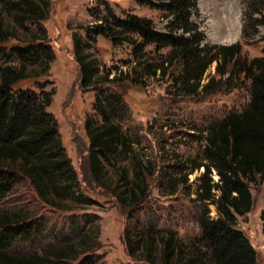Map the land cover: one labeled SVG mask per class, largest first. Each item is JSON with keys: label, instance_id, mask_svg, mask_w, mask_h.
<instances>
[{"label": "rangeland", "instance_id": "374dc122", "mask_svg": "<svg viewBox=\"0 0 264 264\" xmlns=\"http://www.w3.org/2000/svg\"><path fill=\"white\" fill-rule=\"evenodd\" d=\"M250 1L198 0L192 21L203 38L201 46L212 48L240 43L244 59L264 57V24L253 27L254 21L249 19ZM131 15L151 21L155 31L161 34L171 33L172 18H166V12L135 0H50L47 19L35 25H19L13 13L5 14L7 27L15 37L11 45L41 37L39 42L47 51L50 68L45 73L43 67L33 65L42 76L19 85L37 92L41 87L56 90L48 111L59 123L63 146L81 184L77 192L80 201H65L61 207H54L38 197L29 180L17 178L11 191L0 198V211L27 213L40 225L31 235L18 237L10 252L44 256L46 251L75 244L78 254L64 264H149L141 251L137 257L129 255L127 233L173 234L185 246L200 239L198 220L206 204L197 200V191L204 169H192L202 161L207 128L216 125L229 112L240 113L247 107L251 100L250 82L235 80L236 86L231 88L225 83L230 73L221 77L217 72L218 63L214 62L208 67L202 85L215 78L222 81L221 86L208 94L202 87L190 93L182 82V59L165 66L168 67L166 75L160 71L153 74L165 64L171 47L154 44L136 47L129 42L115 43L112 38L97 34L95 42L87 38V29L96 27L105 17L128 19ZM255 17L262 19L258 14ZM173 35L180 36L181 32ZM131 37L138 44L143 42L137 34ZM75 38L88 44L84 53L99 69L90 86L82 83ZM108 69L111 70L109 81L115 77H125V80L99 82ZM231 69L232 65L227 67L228 72ZM98 94L110 102L112 95L120 97L123 103L116 106L118 121L135 141L132 155H119L105 163L104 181L109 189L94 181L88 160L90 140L85 122L89 118L100 121L94 110ZM137 159L145 171L136 165ZM137 170L143 171L147 197L131 208L123 205L113 190L117 193L126 190L123 175L133 186ZM251 192L254 207L247 215L237 217L238 228L258 252L259 264H264L261 218L264 184L251 186ZM208 207L211 215L217 217L216 207ZM85 234L88 235L87 249L80 243Z\"/></svg>", "mask_w": 264, "mask_h": 264}, {"label": "trees", "instance_id": "16d2710c", "mask_svg": "<svg viewBox=\"0 0 264 264\" xmlns=\"http://www.w3.org/2000/svg\"><path fill=\"white\" fill-rule=\"evenodd\" d=\"M135 1L166 12V18H172L169 24L171 33L161 34L155 31L151 21L135 15L128 19L113 16L112 20L105 17L96 27L87 29L89 41L95 42L97 34L108 36L115 43L129 42L136 47L150 44L171 47V55L153 74L160 71L166 75L168 67L165 66L182 59V82L190 93L202 87L203 92L208 94L221 86L222 81L215 78L202 85L208 67L217 62V72L221 77L230 73L225 83H229L231 88L236 86L235 80L250 82L251 100L242 112L231 111L206 130L202 161L192 169H204L197 191V200L206 204L198 220L200 239L185 246L173 234L144 236L127 233L129 255L137 257L141 251L149 264H259V254L238 228L237 217L247 215L254 207L251 186L264 184V57L244 59L240 43L212 48L201 46L203 38L192 21L198 0ZM249 8L253 27L264 24V0H251ZM49 10L50 0H0V62L6 61L0 63V198L11 191L17 178L24 177L30 181L40 199L54 207H61L62 202L81 200L77 193L81 184L63 146L59 123L48 111L56 90L47 91L41 87V91L37 92L19 85L42 76L43 73L37 72L33 65L48 72L50 60L39 42L41 37L36 36L32 42L21 45H11L15 37L9 31L5 18V14L13 13L19 25H35L47 19ZM256 14L262 19L256 18ZM178 31L181 35L174 36L173 33ZM135 34L143 39L142 43L132 39ZM88 48L82 39L75 38V54L82 72V83L90 86L94 84L99 69L84 53ZM230 65L232 69L228 72ZM110 74L108 69L99 82L109 81ZM124 80L125 77H115L109 82ZM112 98L110 102L98 94L94 110L100 121L89 118L85 122L90 140V172L99 186L107 188L105 163L119 155H132L135 143L118 121L116 106L123 101L115 94ZM136 165L145 171L140 160L137 159ZM143 171L135 172L133 186L123 175L126 190L121 193L113 190L123 205L132 208L146 199ZM208 205L216 207L217 217L211 215ZM261 218L264 222V211ZM38 225V220L30 219L27 213L0 211V264H64L78 254L75 244L46 251L44 256L17 255L9 251L18 237L31 235ZM87 236L85 234L80 240L85 249L89 247Z\"/></svg>", "mask_w": 264, "mask_h": 264}]
</instances>
